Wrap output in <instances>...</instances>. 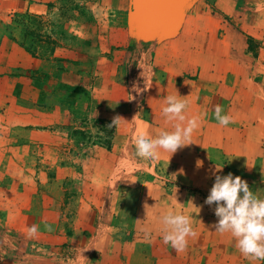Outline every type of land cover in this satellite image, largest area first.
<instances>
[{
	"label": "rangeland",
	"instance_id": "1",
	"mask_svg": "<svg viewBox=\"0 0 264 264\" xmlns=\"http://www.w3.org/2000/svg\"><path fill=\"white\" fill-rule=\"evenodd\" d=\"M154 1L145 0L144 19L168 12ZM58 5L56 14L51 12L45 46H68L74 53L64 54L66 64L57 58L49 77L32 75L38 96L27 87L26 101L0 95V264H126L124 257L133 259L144 248L140 241L131 248L128 241L144 239L145 228L153 236L155 220L145 210L150 198L159 195L165 213L169 194L192 193L168 187L164 180L170 179L172 168L167 163L181 154L204 152L203 115L217 106L213 101L222 70L234 61L230 49L247 48L256 56L257 41L264 43V0H199L177 38L150 43L128 34V0H61ZM21 19L12 27L14 34L23 33L24 38L15 34L20 42L28 38ZM52 33L63 37L53 39ZM143 68L154 70L146 84ZM64 69L80 77L76 85H68L73 91L60 89ZM207 70L214 75L209 78ZM134 84L142 88L140 99L130 96ZM0 92H7L1 82ZM170 95L187 104L185 125L189 119L197 121L190 145L173 155L158 149L154 161L136 157L135 139L141 134L157 138L174 131L178 121H169L162 111ZM116 117L118 124L110 126ZM181 169L185 174L188 167ZM153 171L164 180L153 177ZM197 180L181 182L188 188ZM33 225L38 233L29 238ZM91 238L109 240L107 250L97 254Z\"/></svg>",
	"mask_w": 264,
	"mask_h": 264
},
{
	"label": "crops",
	"instance_id": "2",
	"mask_svg": "<svg viewBox=\"0 0 264 264\" xmlns=\"http://www.w3.org/2000/svg\"><path fill=\"white\" fill-rule=\"evenodd\" d=\"M59 1L61 0H0V82L7 89L6 94L0 92V95L7 97L8 101L21 102L22 98H24L23 101H26L27 95H24L26 87L28 92H33L38 96L39 91L31 85L33 83L31 80L35 81L32 75L50 76L54 69L53 63L56 65L57 58L64 60L63 63L66 64L67 57L64 54L74 53L68 46L59 45L54 50H49L45 46L46 36L51 34L49 30L53 14L51 12L54 11L56 14ZM16 14H18L16 19L14 16L11 17ZM22 17L26 24H22V27L26 29L28 38L26 41L20 42L18 36L21 35V38H24L23 33L21 30L19 32L16 30L15 34L16 32L19 34L15 35L12 27L20 25L21 21L19 20H22ZM14 20L18 24L14 23ZM59 20L60 30L62 28L65 30L66 27L61 25V18ZM64 32L66 36V30ZM51 36L53 39L63 37L60 38V33ZM235 36L237 35L235 34ZM19 42L21 46L24 43V46L18 47L17 43ZM257 43L256 56L249 54L247 48L245 50L241 48L242 51L239 50L241 53L230 49L234 61L228 62L222 70L224 76L219 83V94L213 102L223 108L222 114L228 115L231 122L226 127L219 125L215 119L213 107L209 110V114L207 111L203 115L205 118L201 133L204 135V139L201 144L204 152H197L194 157L181 154L177 158H173L167 164L172 168V175L176 174V176L171 175L169 180L162 176L163 174L158 176L153 171L152 176L159 180L165 178L164 182L169 184L168 187L192 193L169 194L170 209L168 208L165 213L162 212L165 205L160 203V196L155 197L154 195L153 199L150 198L149 202L145 204V210H147V215H152L150 218L157 217L153 223V236L148 240L142 239V236V238L134 236L128 241L131 243V248H135V244L139 241L142 242L144 248L140 255L133 254V259L131 256L124 257L126 264H264V260L246 258L239 251L236 240L230 233L215 232L214 226L218 223V218L214 216L216 205L204 203L215 183L213 173L216 172V167L222 168L216 174L226 176L228 173H232L234 176H240L247 181L249 189L254 195L264 199V59L261 57L264 55V43H259V41ZM25 48H28L29 52ZM202 60L203 63H207L206 54ZM16 71L25 72L23 75L26 74V76L24 78L13 76ZM61 72L63 73L61 84L71 85L74 83L76 85L80 80L76 71L64 69ZM142 72L143 70L141 76ZM206 73L209 74V78L214 75L212 71ZM142 78L147 80L149 76L145 73V78L143 76ZM136 86L140 91L138 93L133 91L130 96L140 99L142 88L139 85ZM57 96L59 94H55V97ZM46 99L47 97H45L44 103L47 104ZM129 104H131L130 101ZM46 109L48 108L43 107V110ZM183 165L188 167L185 174V171L181 169ZM190 178L198 180L193 183L192 188H187V184L184 185L181 180H190ZM118 186L117 183L114 190ZM200 186L203 187L200 188ZM198 204L208 206L209 210L204 211ZM212 209L213 215L211 216ZM169 212L184 214L191 218L196 236L188 238L187 247L183 251H177L170 244L163 243L164 232L161 217ZM89 242L94 244L97 254L106 251L109 244V240L106 241L104 238L97 241L91 238ZM89 246L90 244L87 243L85 248Z\"/></svg>",
	"mask_w": 264,
	"mask_h": 264
},
{
	"label": "clouds",
	"instance_id": "3",
	"mask_svg": "<svg viewBox=\"0 0 264 264\" xmlns=\"http://www.w3.org/2000/svg\"><path fill=\"white\" fill-rule=\"evenodd\" d=\"M145 73L154 75V70L143 68L144 78ZM133 91L138 93L140 89L134 84ZM165 103L166 106L162 110L163 115L169 121H178L174 126V131H163L157 138L141 134L135 139L134 154L136 157L154 161L159 158L158 149H163L173 155L179 149L190 145L192 133L198 127L196 119L187 120L186 125L183 123L186 120L183 113L187 104L178 100L176 96H167ZM222 113L223 108L217 105L214 110L215 119L219 125L226 127L231 122V118ZM119 119L120 117H116L110 126L118 124ZM221 169L216 167V172L213 173L215 183L204 201L207 205H216L214 214L218 218V223L214 226L215 232L230 233L235 238L239 251L246 258L264 260V199L254 195L247 181L240 176H234L232 173L226 176L216 174ZM161 223L164 232L163 243L170 244L177 251L185 250L188 238L196 236L191 218L184 214L169 212L161 217ZM37 233L38 226L36 225L27 230L29 238H34ZM144 233L146 239L150 237L149 229L145 228Z\"/></svg>",
	"mask_w": 264,
	"mask_h": 264
},
{
	"label": "water",
	"instance_id": "4",
	"mask_svg": "<svg viewBox=\"0 0 264 264\" xmlns=\"http://www.w3.org/2000/svg\"><path fill=\"white\" fill-rule=\"evenodd\" d=\"M159 1L157 2L161 7L164 6L162 9L165 10V6L169 8L168 12L161 13L154 19H147L146 17L144 19L142 16L144 14L143 11L147 7L145 0H129L126 27L130 36L137 35L143 43H150L153 41L163 42L177 38L182 31L189 10L193 8L199 0Z\"/></svg>",
	"mask_w": 264,
	"mask_h": 264
},
{
	"label": "trees",
	"instance_id": "5",
	"mask_svg": "<svg viewBox=\"0 0 264 264\" xmlns=\"http://www.w3.org/2000/svg\"><path fill=\"white\" fill-rule=\"evenodd\" d=\"M47 77H48V76H47ZM60 85H61V87H60L61 90H62V89H63V90H68V91H73V90H74L73 87H70V86H68V85H65V84H60ZM61 106H62V104H61ZM62 107H64V105H63ZM164 184H166V183H164ZM152 218H153L152 221L156 219L155 216H153ZM85 232H86V230L83 231V233H85Z\"/></svg>",
	"mask_w": 264,
	"mask_h": 264
},
{
	"label": "flooded vegetation",
	"instance_id": "6",
	"mask_svg": "<svg viewBox=\"0 0 264 264\" xmlns=\"http://www.w3.org/2000/svg\"><path fill=\"white\" fill-rule=\"evenodd\" d=\"M129 1V0H128ZM127 8H129V5H128V7Z\"/></svg>",
	"mask_w": 264,
	"mask_h": 264
}]
</instances>
